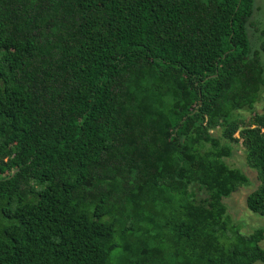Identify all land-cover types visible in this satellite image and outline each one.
<instances>
[{"label": "trees", "instance_id": "obj_1", "mask_svg": "<svg viewBox=\"0 0 264 264\" xmlns=\"http://www.w3.org/2000/svg\"><path fill=\"white\" fill-rule=\"evenodd\" d=\"M254 5L0 0V264L264 263L223 201L241 142L264 216Z\"/></svg>", "mask_w": 264, "mask_h": 264}, {"label": "rangeland", "instance_id": "obj_2", "mask_svg": "<svg viewBox=\"0 0 264 264\" xmlns=\"http://www.w3.org/2000/svg\"><path fill=\"white\" fill-rule=\"evenodd\" d=\"M255 9L250 19L252 23L247 28V33L251 45L254 48H259L264 36V0H255ZM264 61V51L261 53ZM264 111V91L261 93L259 101L255 103L253 111L245 110L241 113L246 117H250L253 112ZM219 134V131L217 132ZM237 135V134H236ZM232 156L226 159V162L231 166L240 168L248 177V184L241 186L237 191L231 193L228 197L224 198V203L227 206V213L233 218V220L241 228L243 234H250L257 228H264V216L252 212L246 206V197L249 193L254 191L260 185V179L257 171L249 167L246 161V154L241 142L234 143ZM260 245L264 248V239ZM255 264H264L261 261H257Z\"/></svg>", "mask_w": 264, "mask_h": 264}]
</instances>
